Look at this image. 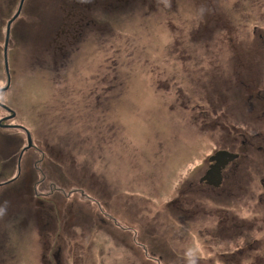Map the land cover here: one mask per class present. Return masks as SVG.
Instances as JSON below:
<instances>
[{
  "label": "rangeland",
  "instance_id": "obj_1",
  "mask_svg": "<svg viewBox=\"0 0 264 264\" xmlns=\"http://www.w3.org/2000/svg\"><path fill=\"white\" fill-rule=\"evenodd\" d=\"M19 1L0 0V264H235L248 244L239 264H264V207L225 196L264 181V0H23L7 85ZM239 132L243 168L188 190Z\"/></svg>",
  "mask_w": 264,
  "mask_h": 264
},
{
  "label": "trees",
  "instance_id": "obj_2",
  "mask_svg": "<svg viewBox=\"0 0 264 264\" xmlns=\"http://www.w3.org/2000/svg\"><path fill=\"white\" fill-rule=\"evenodd\" d=\"M249 95L250 94H248L246 96V101H251V99L254 98V97H251ZM246 106H248V105H246ZM249 106L251 107V104H249ZM224 124L226 125V127L228 126V124H226L225 122H224ZM230 136H232V135H230ZM238 137H239V143H240V149H241V151L240 152H237L236 151V153L238 154V157L236 159H234L233 161H235V160H243L246 157V153L245 152H246L247 148L248 147H251L252 144H253V142H251V140H250L252 138L251 137H248L244 132H239ZM236 139H237V136H234V134H233L232 137H230V140L232 142L233 141H236ZM263 141H264V139H263ZM261 147H263V146L260 145V144L257 146V148H261ZM257 148H254V149L257 150ZM223 149H227V146L223 147ZM233 152H234V150H233ZM233 161L224 169V171H223V179H222V182H221L220 186L217 187V188H214L213 190H215V189H217V190L222 189V183H223V181H226V180L229 179V174L227 173L228 171H234V172L236 171V172H238L241 168H243L242 162L240 164L239 163L234 164ZM244 167H247V168L244 169L245 170V174L243 175V177H245V178L248 177L249 178V176L252 175V174H250V173H252V170L249 168L248 165L247 166H244ZM240 176H242V175H240ZM186 182H187L186 180H183L182 183L180 184V188H179L180 193H183L181 191L183 190L184 187H186ZM194 185L195 186L197 185V187L202 188L203 183L194 182V183H191V184H187V189L189 190ZM234 188H236V186ZM234 188L231 189L230 191H227L225 193V196L237 195V193H239L238 191H241L240 193L242 195H245V197H246L247 200H249V199L252 200V201L255 200L258 205H260V206L262 205L264 207V185L263 186L260 185V186H257L256 187V186L253 185V179H252V181L250 183L248 181H240V184L238 185V188H236L235 190H234ZM233 190H234V192H233ZM221 192H223V190ZM232 192H233V194H232ZM176 201H179V196L174 199V203H176L177 205H179ZM218 202H220V201H218ZM218 202L216 204L217 206H218ZM179 203H180V201H179ZM258 205H257V207L259 208L260 206H258ZM219 208L226 209V208L221 207V206H219ZM248 208H250V207H248ZM217 210H219V209H215V211H217ZM222 212L226 213V210H222ZM222 220H224V218L220 217L219 218V223L220 224H221V221ZM247 224H249V225H247ZM247 224H246L247 229H248L247 231L250 232L251 230H253V233L259 231V228L256 227V224H255V220L254 219L252 221H248ZM233 226L234 227H238V226L239 227H244L245 226V223L244 222H241L240 224H238V222H237L236 224H233ZM254 247L255 246L253 244H248L245 249L238 248L237 247V248L231 250L230 254H228L227 257H226V254L224 253L223 255L225 256V259L224 258H221V259H223L225 261H228V262L229 261H236V260H238L237 263H235V262L234 263L235 264H239L240 263V259L241 258H245V257H242V255L244 254V252H246V251H252ZM221 254H222V252H221ZM221 254H220V256H221ZM232 255L233 256L239 255V256L234 258V257H232ZM220 256H219V258H220Z\"/></svg>",
  "mask_w": 264,
  "mask_h": 264
},
{
  "label": "water",
  "instance_id": "obj_3",
  "mask_svg": "<svg viewBox=\"0 0 264 264\" xmlns=\"http://www.w3.org/2000/svg\"><path fill=\"white\" fill-rule=\"evenodd\" d=\"M23 0L19 1L18 8L15 12V14L8 20L7 26H6V37H5V46H4V62H5V68L7 72V48H6V43H7V38L9 36V28L11 22L17 17V15L20 12L21 6H22ZM9 75L7 72V85L9 84ZM0 105L6 109L4 105L0 103ZM10 110V109H9ZM14 115L13 112H11L10 116L8 118L12 117ZM26 138H27V145L25 146L26 148H29L32 146V140L30 138V134L28 131H26ZM238 157V154L236 152L230 151L228 149H217L215 150L210 156H208L207 160L209 162L207 169L205 170L204 174L199 178L200 182H204L207 185H210L213 188H217L220 186L223 176H222V170L226 167L228 163L233 161Z\"/></svg>",
  "mask_w": 264,
  "mask_h": 264
},
{
  "label": "flooded vegetation",
  "instance_id": "obj_4",
  "mask_svg": "<svg viewBox=\"0 0 264 264\" xmlns=\"http://www.w3.org/2000/svg\"><path fill=\"white\" fill-rule=\"evenodd\" d=\"M89 0H72L71 2H73L74 4H78L79 2L80 3H82V4H84V2H88ZM72 9V8H71ZM71 9H70V16L71 17H75V16H77L76 18H72L71 20H73L74 22H78V21H80V22H82V20H85V17L83 16V14H82V11H79V10H73V11H71ZM72 21V24L74 23ZM5 32H6V29H5ZM8 126H9V124H7ZM6 125V126H7ZM32 144H33V142H32ZM32 147V146H31ZM31 147H29V148H31ZM33 147H34V145H33ZM47 148V147H46ZM28 148H26L25 149V147H23L22 148V150H21V152H20V154H19V158H18V160L20 159V156L22 155V153L25 151V150H27ZM49 151V150H48ZM37 152L38 153H40V154H45V150L43 149V148H41L40 146H38V148H37ZM58 155H55V158L57 157ZM62 158V157H61ZM61 158H60V160H61ZM39 160V162L42 160V158H39L38 159ZM232 162V161H231ZM230 162V163H231ZM230 163H228L227 165H226V167L230 164ZM208 164H209V162H208ZM225 167V168H226ZM224 168V169H225ZM224 169L222 170V176H223V171H224ZM17 171H18V173H19V166H18V169H17ZM16 179V176H13V177H11V178H9L8 180H6V181H4V182H0V185L1 184H3V183H7L8 181L9 182H11V181H13V180H15ZM264 180V179H263ZM261 183V185L263 186V183H264V181H260ZM99 202V204H100V207H104L105 205L104 204H102V203H100V201H98ZM38 218H39V216H38ZM36 219H37V217H36Z\"/></svg>",
  "mask_w": 264,
  "mask_h": 264
},
{
  "label": "bare ground",
  "instance_id": "obj_5",
  "mask_svg": "<svg viewBox=\"0 0 264 264\" xmlns=\"http://www.w3.org/2000/svg\"><path fill=\"white\" fill-rule=\"evenodd\" d=\"M176 107H177V106H176ZM178 108H179V107H178ZM180 109H181V108H180ZM250 140H251V142H252V139H250ZM220 149H222V148H220ZM216 150H217V149H216ZM214 151H215V150H214ZM214 151H213V152H214ZM209 156H210V155H209ZM197 182H198V183H203V185H207V184H205L204 182H200L199 179H198ZM207 186H208V187H211L210 185H207ZM235 197H237V196H235ZM170 203H171V202H170ZM29 219H30V217L27 216L25 223H27V222L29 221ZM254 220H255V219H254ZM25 223H24V224H25ZM247 230H248V229H247ZM247 230H245V231H247Z\"/></svg>",
  "mask_w": 264,
  "mask_h": 264
}]
</instances>
